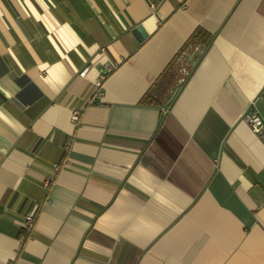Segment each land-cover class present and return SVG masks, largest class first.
I'll list each match as a JSON object with an SVG mask.
<instances>
[{
  "label": "crops",
  "instance_id": "1",
  "mask_svg": "<svg viewBox=\"0 0 264 264\" xmlns=\"http://www.w3.org/2000/svg\"><path fill=\"white\" fill-rule=\"evenodd\" d=\"M252 115L264 0H0V264H264Z\"/></svg>",
  "mask_w": 264,
  "mask_h": 264
},
{
  "label": "built area",
  "instance_id": "2",
  "mask_svg": "<svg viewBox=\"0 0 264 264\" xmlns=\"http://www.w3.org/2000/svg\"><path fill=\"white\" fill-rule=\"evenodd\" d=\"M101 84L97 83V90H96V97H100L101 95V91H100V87ZM72 119L74 121H77L79 119V111H73V115H72ZM250 123H251V127L253 129V131L257 134H260L262 132V129L264 127V125L258 120V118L254 115H252L250 117ZM264 144V140L262 141ZM52 179V177H50L49 179H47V184L50 183V180ZM35 225V216L33 214H29L26 215L23 221V225H22V229L24 231V235L23 238L27 239L31 236V232L33 230V227Z\"/></svg>",
  "mask_w": 264,
  "mask_h": 264
}]
</instances>
